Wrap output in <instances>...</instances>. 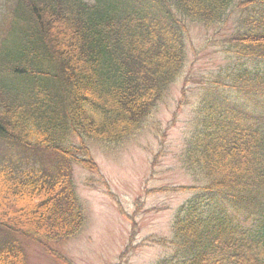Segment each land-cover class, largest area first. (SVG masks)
<instances>
[{
  "label": "trees",
  "instance_id": "obj_1",
  "mask_svg": "<svg viewBox=\"0 0 264 264\" xmlns=\"http://www.w3.org/2000/svg\"><path fill=\"white\" fill-rule=\"evenodd\" d=\"M3 3L0 141L34 166L0 151V264H28L27 242L74 264L59 248L88 222L73 164L97 171L86 143L141 131L184 72L192 26L210 32L205 46L222 62L179 158L202 183L153 189L194 193L175 213L173 239L151 238L174 249L158 264H264V0ZM44 154L52 166H36ZM87 180L108 187L104 176Z\"/></svg>",
  "mask_w": 264,
  "mask_h": 264
},
{
  "label": "rangeland",
  "instance_id": "obj_2",
  "mask_svg": "<svg viewBox=\"0 0 264 264\" xmlns=\"http://www.w3.org/2000/svg\"><path fill=\"white\" fill-rule=\"evenodd\" d=\"M3 1L0 0V13ZM209 34L200 26L191 28L187 64L182 74L188 75L189 104L178 109L183 87L180 76L134 138L116 146L86 143L91 147L97 171L73 164L74 181L85 201L88 222L79 237L59 248L75 264H158L170 261L175 254L171 246L158 244L151 238L174 237L175 213L194 193L152 189L202 183L201 176L193 178L180 167L178 158L195 125L199 93L215 77L222 62L221 53L205 46ZM0 151L15 164L34 166L28 151L11 147L3 140ZM54 162L52 154H44L36 166H52ZM101 176L108 187L87 180ZM134 226L136 233L131 239ZM25 246L28 264H61L37 245L27 242ZM127 246L131 250L121 257Z\"/></svg>",
  "mask_w": 264,
  "mask_h": 264
}]
</instances>
